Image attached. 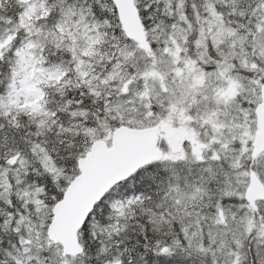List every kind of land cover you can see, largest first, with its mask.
<instances>
[{"label":"snow or ice","instance_id":"snow-or-ice-1","mask_svg":"<svg viewBox=\"0 0 264 264\" xmlns=\"http://www.w3.org/2000/svg\"><path fill=\"white\" fill-rule=\"evenodd\" d=\"M0 264H264V0H0Z\"/></svg>","mask_w":264,"mask_h":264}]
</instances>
